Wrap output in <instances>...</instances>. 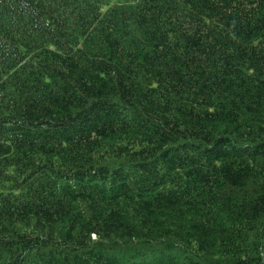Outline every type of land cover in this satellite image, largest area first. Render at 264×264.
Returning a JSON list of instances; mask_svg holds the SVG:
<instances>
[{
	"label": "trees",
	"instance_id": "obj_1",
	"mask_svg": "<svg viewBox=\"0 0 264 264\" xmlns=\"http://www.w3.org/2000/svg\"><path fill=\"white\" fill-rule=\"evenodd\" d=\"M0 264H264V0H0Z\"/></svg>",
	"mask_w": 264,
	"mask_h": 264
}]
</instances>
